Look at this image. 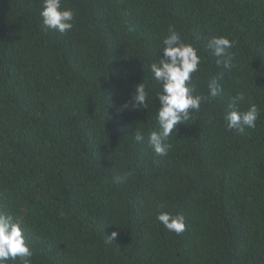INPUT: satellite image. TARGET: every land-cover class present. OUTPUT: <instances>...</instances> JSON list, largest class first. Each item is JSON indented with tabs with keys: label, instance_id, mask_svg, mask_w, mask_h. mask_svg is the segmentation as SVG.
Instances as JSON below:
<instances>
[{
	"label": "trees",
	"instance_id": "16d2710c",
	"mask_svg": "<svg viewBox=\"0 0 264 264\" xmlns=\"http://www.w3.org/2000/svg\"><path fill=\"white\" fill-rule=\"evenodd\" d=\"M63 6L75 20L61 34L43 27L42 0H0V212L21 224L32 264H264V0ZM170 27L201 57L194 95L212 78L223 92L159 157L150 65ZM212 36L233 42L231 69L216 64ZM143 81L148 108L123 109ZM237 93L240 110H261L243 134L224 120ZM159 211L183 215L185 231L169 232Z\"/></svg>",
	"mask_w": 264,
	"mask_h": 264
},
{
	"label": "clouds",
	"instance_id": "9594fccd",
	"mask_svg": "<svg viewBox=\"0 0 264 264\" xmlns=\"http://www.w3.org/2000/svg\"><path fill=\"white\" fill-rule=\"evenodd\" d=\"M43 27L61 34L69 32L74 27L75 13L63 6V0H42L40 11ZM163 55L151 63L150 70L153 78L161 85V91L156 97L160 107L157 110L158 131H151L148 137L149 146L156 156H167L172 145L169 138L180 124H185L191 118L193 112H199L202 102H211L223 92V87L216 78L208 83L207 95H194L195 86L191 84L192 75L199 71L201 57L198 49L191 43L184 42L180 35L169 28V35L163 41ZM208 49L216 59L218 66L225 69L233 67L234 54L230 51L233 42L225 36H212L207 43ZM245 96L237 93L233 97V103L229 105L224 114L226 128L236 130L243 134L246 128H255L260 117L261 110L256 104H251L247 110H240ZM149 92L143 81L135 87L131 101L125 103L123 109L148 108ZM134 140L142 143L144 135L137 130ZM130 173L114 177L117 184L127 181ZM159 207H163L160 205ZM156 219L169 231L179 235L185 231L186 224L183 215L173 216L166 211H159ZM118 232H113L109 241H113ZM34 253L27 242L24 230L18 221L12 216L0 212V264H32Z\"/></svg>",
	"mask_w": 264,
	"mask_h": 264
}]
</instances>
